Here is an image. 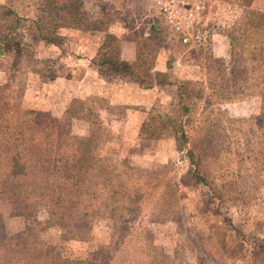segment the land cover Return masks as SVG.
Listing matches in <instances>:
<instances>
[{
	"label": "trees",
	"instance_id": "obj_1",
	"mask_svg": "<svg viewBox=\"0 0 264 264\" xmlns=\"http://www.w3.org/2000/svg\"><path fill=\"white\" fill-rule=\"evenodd\" d=\"M25 1L34 7L30 16L22 15L11 0L0 1V69L7 74L0 84V264H71L62 257H44L39 244L41 225L15 233L5 229L4 213L34 215L41 209L47 213L46 225L59 226L65 236L77 240L90 237L97 219H110V257L104 261L93 258L89 264H191L185 257L176 263L146 234L148 225L180 215L176 176L145 167L135 175L114 172L97 158L106 135L74 132L77 119L100 124L97 108L111 109L106 97L94 95L87 107L69 105L61 115L23 102L30 72L58 76L54 59L38 56L26 41L28 31L38 40L60 46L62 29L101 30L106 33L103 47H108L107 62H112L117 36L109 32L108 25H102V18L91 20L85 8L88 0ZM251 3L245 1L242 13L231 23L239 35L229 34L228 55L210 59L221 75L218 87L209 89L202 81L175 77L161 81L176 86L175 99L165 105L155 104L140 127L141 137L172 138L181 159L188 163L186 184L205 186L206 194L219 202L229 187L213 166L204 163L202 154L205 150L215 157L223 150L216 123L227 119L233 130H243L247 138L259 134L264 142V11ZM197 37L203 44L204 34ZM145 46L143 55L146 51L150 54L149 46ZM142 59L136 62L138 70L115 69L142 84ZM151 66L148 63L143 68ZM251 96L261 98L260 122L237 127L247 120L230 119L227 104ZM228 150L237 153L242 165L246 158L239 148ZM251 187V196L259 197L260 184ZM218 216L226 237H232L242 248L254 244L256 238L249 242L244 230L229 217ZM206 249L209 254L205 253L198 264H209L208 259L214 257ZM237 257L247 256L243 251Z\"/></svg>",
	"mask_w": 264,
	"mask_h": 264
},
{
	"label": "rangeland",
	"instance_id": "obj_2",
	"mask_svg": "<svg viewBox=\"0 0 264 264\" xmlns=\"http://www.w3.org/2000/svg\"><path fill=\"white\" fill-rule=\"evenodd\" d=\"M11 1L22 15L30 16L34 13V7L27 1ZM245 1L247 0H207V9L202 18L195 22L192 28L193 37L187 44L178 40L175 30L166 24L154 0H88L85 8L91 20L100 17L104 21L102 25H108V30H113V27L119 29V32L125 30L129 35L139 37L140 45L144 50L145 45L149 46L151 52L147 59H142L140 69L144 67V64H153L159 49L165 47V55L167 59H171L169 61L173 68H176V76L181 74L184 77L188 74L189 76L184 80L202 82L205 79V86L211 89L219 85L221 77L210 62V59L220 57L217 55L219 52L212 46L213 42L218 43L223 39L224 42L225 39L228 41L230 33L239 35L237 30L231 28V23L242 13ZM251 4L252 7L264 11V0H252ZM153 25L158 28L157 34L151 32ZM65 29L59 32L60 35ZM200 29L203 30L199 32ZM83 31L85 32H75L69 39L71 43L68 45L72 47V59L65 58L67 47L57 48L56 45L41 44L34 33L31 31L26 33V41L35 48L38 56L54 59L58 76H41L30 72L23 95L25 105L51 109L57 115H61L69 105L87 107L90 98L94 96L86 95L87 91L91 86H95L92 80L85 79L90 69L87 53L88 49L90 52V49L95 47V43L99 44L101 40L94 36L95 33L86 32L93 30ZM198 33L199 36L204 34L206 44L200 42ZM61 37L64 44L65 38ZM89 37L91 40L88 41ZM224 42L220 49L225 50ZM227 48L229 52L230 43ZM146 69L148 68L141 71ZM103 71L105 74L108 73L106 67ZM149 71L147 70L146 73L149 74ZM168 77H174V75L168 72L160 79L167 80ZM146 78L149 81V77ZM6 79L7 74L0 69V84ZM164 87L152 107L157 103L165 105L174 101L176 86L165 85ZM255 98H250L249 102L225 106L230 119L247 120L238 123L237 127H249L251 124L257 125L260 122L258 100ZM124 105H126L124 102L117 103L111 105V109L108 110L99 107L97 108L99 125L77 119L74 121L73 130L84 135L97 132L106 135V142L98 149L97 158L114 172L135 175L139 169L145 167L168 171L176 176L179 186L176 192L182 205L180 215L162 223L148 225L146 234L151 236L157 245L162 246L166 254L176 263L185 257L189 263L198 264V260L201 257L204 258L205 253L209 254L206 252V248H209L214 255L208 259L209 264H264V142L259 138V134L252 136L253 138H247L243 135V130L242 132L233 130V126L227 119L216 123L217 132L221 134L220 149L223 150L215 157H210L212 153L210 155L203 150L204 157H202L206 165L213 166L215 171L222 175V182L229 187L219 202L206 194L205 186L186 184L184 172L188 168V163L181 159V153L176 149L174 140L141 137L142 124L140 125L135 117L141 115V111L128 117L129 109ZM245 131L249 136L252 135L249 129ZM234 147H238L240 154L246 158L242 165L238 161L237 153L228 150ZM255 183L261 186L259 197L251 196V189H254L251 185ZM3 215L8 233L41 225L38 231L39 244L47 259L62 257L71 264H89L93 258L104 261L110 257L111 221L108 218L97 219L90 237L77 240L65 236L59 226L46 225L47 213L44 209L34 215L8 213ZM218 215L229 217L237 228L243 229L249 242L252 243L256 238L254 244L242 248L233 242L232 237H226L222 225L217 220ZM218 217L221 218V216ZM225 245H227L226 248ZM243 251L248 259L237 257ZM219 253L225 256L218 257Z\"/></svg>",
	"mask_w": 264,
	"mask_h": 264
},
{
	"label": "crops",
	"instance_id": "obj_3",
	"mask_svg": "<svg viewBox=\"0 0 264 264\" xmlns=\"http://www.w3.org/2000/svg\"><path fill=\"white\" fill-rule=\"evenodd\" d=\"M77 31L85 32L79 29H71V28L65 29V31L61 33V36L65 38L64 44H62L59 47L55 46L57 48H60V47L68 48L67 50H65L66 59H72V52H71L72 47L71 45H68V43H71L69 39H71V36L75 34V32ZM86 32L93 33V34L95 33L94 36L99 37L98 38L99 41L101 40L99 44L96 42L95 47L90 49L91 53L89 52V49H88L87 56H88V61H89V67L91 70L90 69L88 70V74H86L85 79L88 78L89 80H92V83H94L95 86H91L89 90L87 91L86 95L105 96L110 101V105H114V104L122 103V102L126 103V105L124 106H126L127 109H129V112L127 113L128 117L131 115L134 116L139 111H141V115L135 116L137 117V122H139L140 125L145 120L149 112V109L150 107H152L154 101L158 99V97L162 93L163 88H165L164 87L165 85L160 84V82L165 81L166 77L164 80H161L160 77L162 75L166 76L168 72H170L171 75H174V77L181 78V79H185L186 77L189 76L188 74H186V76L184 77L181 76V74L180 75L178 74V76H176L177 74L176 68L175 67L173 68V66L169 67V63H171L169 60L171 59H167L165 55V49H164L165 47H164V48L159 49L155 62L152 64V66L143 72L141 71L140 74L142 78V84H140L137 80L128 78L122 73H117L115 69L116 67V68H123V69H128V70H132V69L138 70L139 68L136 66V62L139 60V57L140 58L142 57L143 59L148 58L147 57L148 53L145 52L144 55L142 53L144 50L142 46L140 45L141 41L138 36L132 35V34L129 35V33L125 30L124 31L120 30L121 32L120 33L119 29H114V27H113V30L109 29V32L115 34L118 39L115 42H113L114 53H113V56L111 57L112 62H107L105 60V57H106L105 54L108 50V47H105V46L103 47V44L106 39L105 37L106 33L101 30H93L92 32L90 31H86ZM151 32L152 34H157L159 31H158V28L155 25H153L151 27ZM151 32H149V34H151ZM174 32L177 35L178 40L182 43H185L182 40L184 36L183 33L176 32V31ZM94 36L92 38L93 40H94ZM87 40L88 41L91 40L90 37ZM37 41L41 44H47L46 42L41 41V40H37ZM223 42H224V39L219 40L218 43L214 41L212 45L213 48L219 52L217 53V55L219 56L228 55L227 47L230 43V39H228V41L225 39V42H224L225 50L220 49L222 47ZM162 46L164 45L162 44ZM88 48H89V45H88ZM50 49H52V47ZM101 55H102V59H101ZM96 60L98 62H96ZM105 67H106V70H108L107 74L103 73L104 72L103 68ZM142 69L144 68H141V70ZM147 70H150L149 74L146 73ZM147 76L149 77V81L146 78ZM204 82H205V79H203V83ZM143 83L144 84L146 83V84L144 85ZM167 86H170V85H167ZM254 97H256L255 99L258 100V108L260 111L261 98L259 96L247 97L245 100L240 101V102H247V101L249 102L250 98H254ZM236 103H239V102L229 103L227 104V106L233 105Z\"/></svg>",
	"mask_w": 264,
	"mask_h": 264
},
{
	"label": "built area",
	"instance_id": "obj_4",
	"mask_svg": "<svg viewBox=\"0 0 264 264\" xmlns=\"http://www.w3.org/2000/svg\"><path fill=\"white\" fill-rule=\"evenodd\" d=\"M158 10L176 32L183 33L185 43L191 41L192 28L207 9V0H154ZM206 39L203 44H206Z\"/></svg>",
	"mask_w": 264,
	"mask_h": 264
}]
</instances>
